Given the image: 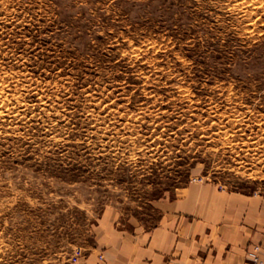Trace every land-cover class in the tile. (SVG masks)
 <instances>
[{
    "label": "rangeland",
    "instance_id": "1",
    "mask_svg": "<svg viewBox=\"0 0 264 264\" xmlns=\"http://www.w3.org/2000/svg\"><path fill=\"white\" fill-rule=\"evenodd\" d=\"M191 183L264 197V0H0V264Z\"/></svg>",
    "mask_w": 264,
    "mask_h": 264
},
{
    "label": "crops",
    "instance_id": "2",
    "mask_svg": "<svg viewBox=\"0 0 264 264\" xmlns=\"http://www.w3.org/2000/svg\"><path fill=\"white\" fill-rule=\"evenodd\" d=\"M156 207L152 227L127 229L106 216L95 245L70 264H252L248 252L264 245L260 195L191 183Z\"/></svg>",
    "mask_w": 264,
    "mask_h": 264
},
{
    "label": "built area",
    "instance_id": "3",
    "mask_svg": "<svg viewBox=\"0 0 264 264\" xmlns=\"http://www.w3.org/2000/svg\"><path fill=\"white\" fill-rule=\"evenodd\" d=\"M262 251L264 252V245L255 244L252 246L251 250L248 252V257L252 264H264Z\"/></svg>",
    "mask_w": 264,
    "mask_h": 264
}]
</instances>
